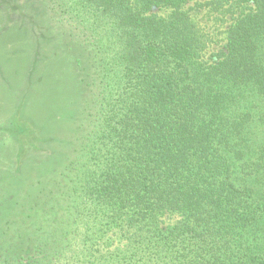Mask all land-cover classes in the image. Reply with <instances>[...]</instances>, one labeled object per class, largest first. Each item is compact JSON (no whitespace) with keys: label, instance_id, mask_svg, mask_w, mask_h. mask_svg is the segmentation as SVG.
<instances>
[{"label":"trees","instance_id":"1","mask_svg":"<svg viewBox=\"0 0 264 264\" xmlns=\"http://www.w3.org/2000/svg\"><path fill=\"white\" fill-rule=\"evenodd\" d=\"M42 1L84 92L67 163L0 189V264H264V0Z\"/></svg>","mask_w":264,"mask_h":264},{"label":"rangeland","instance_id":"2","mask_svg":"<svg viewBox=\"0 0 264 264\" xmlns=\"http://www.w3.org/2000/svg\"><path fill=\"white\" fill-rule=\"evenodd\" d=\"M170 12L169 8L152 11L163 17ZM190 14L215 34L204 53L209 58L224 45L229 15H208L197 5ZM61 17L42 0H0V189L4 194L34 190L30 188L38 179L54 176L71 156L75 109L70 103L74 93L83 97L84 92L75 57L85 59V49ZM176 220L166 215L162 226Z\"/></svg>","mask_w":264,"mask_h":264}]
</instances>
